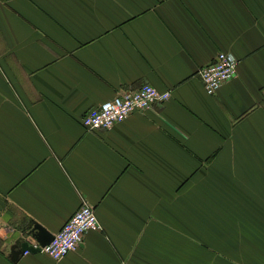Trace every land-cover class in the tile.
<instances>
[{
    "label": "crops",
    "instance_id": "obj_1",
    "mask_svg": "<svg viewBox=\"0 0 264 264\" xmlns=\"http://www.w3.org/2000/svg\"><path fill=\"white\" fill-rule=\"evenodd\" d=\"M219 50L236 73L207 93ZM143 82L170 97L82 125ZM82 199L100 229L12 258ZM0 264H264V0H0Z\"/></svg>",
    "mask_w": 264,
    "mask_h": 264
},
{
    "label": "built area",
    "instance_id": "obj_2",
    "mask_svg": "<svg viewBox=\"0 0 264 264\" xmlns=\"http://www.w3.org/2000/svg\"><path fill=\"white\" fill-rule=\"evenodd\" d=\"M238 59L226 50H219L214 58L200 65L196 73L203 83L207 93H213L220 84L236 73ZM170 97L169 89H158L149 82H143L136 87L118 91L111 98L89 108L82 116L81 123L88 129L109 128L115 122L123 120L134 111L143 112L156 102H164ZM102 224L94 207L82 199L79 206L64 221L61 227L52 232L51 240L40 245L33 237H25L28 243L39 246V250L49 253L54 259H59L68 251L75 249L89 229H100ZM29 250H24L28 252Z\"/></svg>",
    "mask_w": 264,
    "mask_h": 264
},
{
    "label": "water",
    "instance_id": "obj_3",
    "mask_svg": "<svg viewBox=\"0 0 264 264\" xmlns=\"http://www.w3.org/2000/svg\"><path fill=\"white\" fill-rule=\"evenodd\" d=\"M28 233L31 234L40 245H44L48 243L53 234L49 230H47L44 226L39 224L38 222H33L32 225L27 229ZM29 251H38L39 246L28 243L22 236L16 239L13 246H11V256L13 259H16L19 254L23 253L24 250Z\"/></svg>",
    "mask_w": 264,
    "mask_h": 264
}]
</instances>
